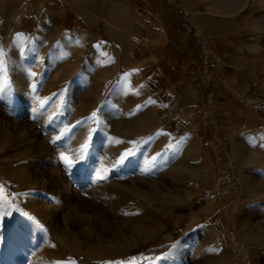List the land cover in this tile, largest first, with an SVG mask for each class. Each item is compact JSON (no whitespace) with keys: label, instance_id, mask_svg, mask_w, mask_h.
Instances as JSON below:
<instances>
[{"label":"rangeland","instance_id":"obj_1","mask_svg":"<svg viewBox=\"0 0 264 264\" xmlns=\"http://www.w3.org/2000/svg\"><path fill=\"white\" fill-rule=\"evenodd\" d=\"M0 49V264H264V0H0Z\"/></svg>","mask_w":264,"mask_h":264},{"label":"snow or ice","instance_id":"obj_2","mask_svg":"<svg viewBox=\"0 0 264 264\" xmlns=\"http://www.w3.org/2000/svg\"><path fill=\"white\" fill-rule=\"evenodd\" d=\"M21 35L22 34H19V33L17 34L18 37L21 36ZM8 71H9V68H8V65H7L5 59H4V53H3L2 49H0V77H2V80H0V94L5 93V91L10 88V83H9V80H8ZM33 88H35V85H33ZM87 119L94 120L97 123H99L97 112H93L91 114V116L88 117ZM77 123L81 124V123H84V122L78 121ZM96 131H97L96 129H91L90 130L89 137H88L89 141L92 138V133H95ZM185 139L186 138H181L180 140H177L175 144L169 143L166 146L165 152L164 153H158L157 156H163V155H166L168 153L179 152V150L181 148V145L183 144ZM88 147H89L88 141H86L81 146V154H80V157H79L80 159H84V156L87 153ZM131 154H132L131 152H126V153L122 154L120 162H123V160L125 158H127V156H129ZM61 159H63L68 164L72 163V161L66 155H64L63 153L61 154ZM156 159H157V157L154 156L152 158V162L155 163ZM104 178L105 177H102V176H99V175L97 176V179H104ZM2 190H3V186L0 185V205L5 204V198L2 195ZM4 214L8 215L10 213H9V211L7 209H5ZM177 246L178 245L174 244L172 246L173 251H170L169 253L165 254L164 257H157L156 259L157 260L167 259L168 257L172 256L174 254V250L177 248ZM209 250L212 251L213 249H209ZM136 261H137V258L132 257V258H130V260L128 262L116 261V262H107V264H136ZM53 264H67V262H65V261H54ZM73 264H74V262H73Z\"/></svg>","mask_w":264,"mask_h":264},{"label":"crops","instance_id":"obj_3","mask_svg":"<svg viewBox=\"0 0 264 264\" xmlns=\"http://www.w3.org/2000/svg\"><path fill=\"white\" fill-rule=\"evenodd\" d=\"M239 112V114H243L242 112H240V111H238ZM233 113H235V112H233V111H231V113H229L230 114V116L232 117L231 119H233L234 120V114ZM234 122V121H233ZM214 146L216 147L217 146V143L215 142L214 143Z\"/></svg>","mask_w":264,"mask_h":264}]
</instances>
